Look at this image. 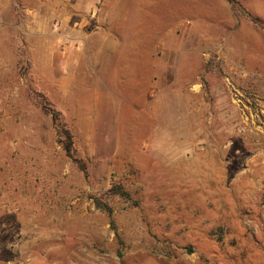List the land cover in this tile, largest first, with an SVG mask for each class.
Returning a JSON list of instances; mask_svg holds the SVG:
<instances>
[{
	"label": "rangeland",
	"instance_id": "rangeland-1",
	"mask_svg": "<svg viewBox=\"0 0 264 264\" xmlns=\"http://www.w3.org/2000/svg\"><path fill=\"white\" fill-rule=\"evenodd\" d=\"M0 264H264V0H0Z\"/></svg>",
	"mask_w": 264,
	"mask_h": 264
},
{
	"label": "trees",
	"instance_id": "trees-1",
	"mask_svg": "<svg viewBox=\"0 0 264 264\" xmlns=\"http://www.w3.org/2000/svg\"><path fill=\"white\" fill-rule=\"evenodd\" d=\"M229 2L236 4V0H228ZM53 119L58 132V142L66 151V153L73 158L77 165L85 171L88 172L87 162L80 157L76 147L75 135L71 128V124L67 121L65 114L59 109H53ZM113 195H117L120 198L124 199L126 202H130L132 205H137V200H134L131 192L126 189L122 183H115L112 187ZM91 198L93 199L96 206L102 211L106 212L111 218V224L113 229L116 232V236L120 244H123V239L119 233L118 227L116 225V220L114 217V206L111 205L108 200L102 196L92 194Z\"/></svg>",
	"mask_w": 264,
	"mask_h": 264
},
{
	"label": "crops",
	"instance_id": "crops-1",
	"mask_svg": "<svg viewBox=\"0 0 264 264\" xmlns=\"http://www.w3.org/2000/svg\"><path fill=\"white\" fill-rule=\"evenodd\" d=\"M101 36H100V38H99V43L101 44V45H104V47L108 44L109 45V47L110 48H113L114 47V40H113V36L112 35H104V34H100ZM98 38V37H97ZM64 39V38H63ZM139 49L140 50H142L143 48H142V46H139V45H137V50L139 51ZM118 50H121V47H120V49H118ZM141 66H143V62H141ZM69 81V78H67V77H63L62 78V82L63 83H66V82H68Z\"/></svg>",
	"mask_w": 264,
	"mask_h": 264
}]
</instances>
